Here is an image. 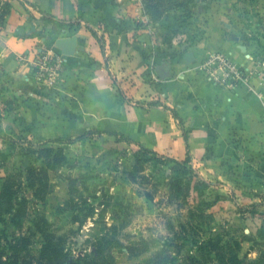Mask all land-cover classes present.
<instances>
[{
	"label": "rangeland",
	"instance_id": "374dc122",
	"mask_svg": "<svg viewBox=\"0 0 264 264\" xmlns=\"http://www.w3.org/2000/svg\"><path fill=\"white\" fill-rule=\"evenodd\" d=\"M214 3L264 64V0L172 4L164 15L181 26L177 41L203 36L201 13ZM46 88L55 100L17 96L0 77V190L13 179L26 199L22 231L0 221L1 250L22 232L36 259L47 239L70 259L99 262L92 251L106 238L113 264H219L209 242L220 239L238 264H264L263 147L238 144L223 161L183 163L92 125L75 94L65 100Z\"/></svg>",
	"mask_w": 264,
	"mask_h": 264
},
{
	"label": "crops",
	"instance_id": "0c3cea01",
	"mask_svg": "<svg viewBox=\"0 0 264 264\" xmlns=\"http://www.w3.org/2000/svg\"><path fill=\"white\" fill-rule=\"evenodd\" d=\"M28 1L33 6L0 0V77L17 96L55 100L57 90L32 79L33 64L43 50L62 52L58 41L76 37L75 52L65 54L58 98L75 94L80 114L90 115L92 125L174 159L190 149L195 162L206 164L225 160L238 144L264 148V64L254 59L242 27L237 33L218 3L201 13L203 36L181 45L177 20L164 15L151 22L142 0ZM214 51L260 75L231 89L214 83L200 69ZM187 52L193 55L190 63ZM152 99L175 108L184 130L170 110L139 103Z\"/></svg>",
	"mask_w": 264,
	"mask_h": 264
},
{
	"label": "trees",
	"instance_id": "16d2710c",
	"mask_svg": "<svg viewBox=\"0 0 264 264\" xmlns=\"http://www.w3.org/2000/svg\"><path fill=\"white\" fill-rule=\"evenodd\" d=\"M26 5L33 4L28 0H22ZM192 2V0H142L143 8L145 13L149 16L151 22H157L161 20L164 16L165 12L168 10L169 6L174 5H184L185 7ZM42 17L48 19L49 21H53V17L45 11H41ZM100 40V37H99ZM139 103H146L148 106H162L172 112L175 118L179 120V124L181 128L184 130L183 120L177 110L160 99H152L150 101H139ZM185 131V135H186ZM141 144V143H140ZM143 145V144H141ZM143 147L145 149H150L147 146ZM192 159L190 149L187 150L186 156L181 162L186 163ZM34 194H36V190L33 188ZM21 192V183L14 181L13 179H9L5 181L0 190V221L6 220L9 218L10 222L16 227L17 230L22 231L23 229V215L25 212V203L26 200L23 197H20ZM257 203L251 204L248 207L256 206ZM241 209V206L238 205V210ZM8 215V216H7ZM43 234L42 230H37ZM6 242L7 247L0 249V264H113L108 259L107 256V247L108 240L104 238L96 247L95 250L92 251V256L95 255L96 260L99 262H91L87 259L90 254H82L81 256L69 258V254L63 253L59 246H57L58 242L53 243L51 241L45 240L44 244L40 249L39 256L36 258L32 256H28L29 253V240L26 235H23L20 232L19 236L16 238V241L11 244L7 239ZM209 246L211 248V252H213L216 256V260H218L219 264H238L239 257L233 254L230 247L231 244H222L220 239L218 241L209 242ZM0 248L2 246L0 245ZM8 248L10 250H8ZM6 255V258L3 257ZM65 257V259H64ZM109 260V261H108ZM191 264H205L206 261L196 260L191 258ZM187 264V263H186Z\"/></svg>",
	"mask_w": 264,
	"mask_h": 264
},
{
	"label": "built area",
	"instance_id": "2783aa9c",
	"mask_svg": "<svg viewBox=\"0 0 264 264\" xmlns=\"http://www.w3.org/2000/svg\"><path fill=\"white\" fill-rule=\"evenodd\" d=\"M65 66V54L48 48L35 60L32 79L50 88H58ZM200 69L216 84L224 88H234L240 82L259 76V69H251L240 64L235 58L223 51L209 52L200 65Z\"/></svg>",
	"mask_w": 264,
	"mask_h": 264
},
{
	"label": "water",
	"instance_id": "95a60500",
	"mask_svg": "<svg viewBox=\"0 0 264 264\" xmlns=\"http://www.w3.org/2000/svg\"><path fill=\"white\" fill-rule=\"evenodd\" d=\"M58 46L62 48V52L64 54H73L76 50L77 47V38L72 37V38H64L58 41ZM241 49L243 51L247 50L246 46H241ZM193 60V55L191 52H187L185 54V61L190 63Z\"/></svg>",
	"mask_w": 264,
	"mask_h": 264
}]
</instances>
